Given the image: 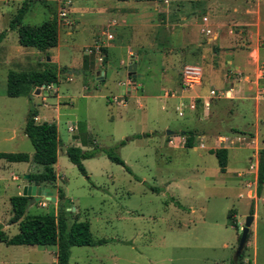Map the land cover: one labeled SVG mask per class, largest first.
Returning a JSON list of instances; mask_svg holds the SVG:
<instances>
[{"label": "rangeland", "instance_id": "rangeland-1", "mask_svg": "<svg viewBox=\"0 0 264 264\" xmlns=\"http://www.w3.org/2000/svg\"><path fill=\"white\" fill-rule=\"evenodd\" d=\"M46 4L41 0L0 2V32L10 29V21L22 6L25 7L22 24H39L46 19L49 8L55 14L54 3ZM10 30L15 39V31ZM70 37L67 43L73 46L85 41L74 33ZM246 37L244 33L247 42ZM257 45L261 47L262 42L257 41ZM69 50L78 52L75 47ZM70 51L61 59L62 64L68 61ZM152 51L137 66L138 70H144L147 64L153 71L157 70L158 62ZM177 72L179 78V70ZM115 78L102 83L92 75H84L87 87L84 91L66 90L64 82L52 86L63 96L57 110L56 132L60 146L53 170L57 175L55 188L63 191L65 205L69 206L64 213L66 222L85 220L92 238L105 240L99 245L71 246L68 264H231V261L236 262L233 254L237 236L250 206L257 220L255 248L253 251L250 232L253 227L250 226L240 259L242 264H264V199L260 198L264 197V181L259 198L248 199L256 198L254 162L256 164L258 152L264 148V99L260 101L257 118L252 105L235 110L233 104H227L225 112L212 115L210 110L204 115L206 122L202 118L197 121L190 116L187 102L176 109L177 101L163 98L161 94L151 96L152 93L144 89L142 93L138 90L125 108L106 103L104 95L114 93ZM5 88L6 72L0 66V152H21L30 156L32 146L22 133L26 111L34 104L38 119L49 120L55 115L53 93L42 90L40 95L32 96L29 91L28 96L32 97L28 101L24 96L7 97ZM217 94L215 89V98ZM41 96L45 97L43 103L51 105L47 109L41 105ZM201 105L199 99H195L194 111H199ZM195 114L198 119L199 114ZM77 122L91 135L88 139L91 146H115V152L129 171L99 153L82 160L86 174H80L64 154L65 147L73 144L66 125ZM234 127L246 131L237 136L232 134ZM166 130L171 134L165 135ZM254 130L256 137L252 136ZM186 131L190 134H185ZM11 132L13 138L5 139ZM135 134L139 136L130 138ZM218 135L227 138H218ZM187 136L192 142L189 148L184 147ZM126 138L129 139L123 145H118ZM167 140L173 147L166 145ZM223 145L228 148L222 173L209 150ZM30 164L41 169L30 161L27 164L0 159V165L4 166H0V225L8 236L17 232L16 223L8 224L11 215L8 198L20 194V184L27 181L23 176L33 169ZM50 192L56 197L57 190ZM54 203L42 197L36 202L28 201L26 213L56 215ZM228 210L237 223L236 228L226 222ZM55 251L53 245L0 242V264H54Z\"/></svg>", "mask_w": 264, "mask_h": 264}, {"label": "crops", "instance_id": "crops-1", "mask_svg": "<svg viewBox=\"0 0 264 264\" xmlns=\"http://www.w3.org/2000/svg\"><path fill=\"white\" fill-rule=\"evenodd\" d=\"M68 1L67 22L61 23L56 19V45L48 48L46 54L31 47L20 46L17 42L15 29H13L16 34L15 39H12L11 30L7 28L0 39V66L4 68L6 74L10 70L21 72L41 69L44 62H50L57 68L55 83L49 84L48 87L31 86L32 96L40 95L42 90H51L54 99L52 107L55 115L49 117L48 121L39 120V113L34 104H31L36 110L34 117L36 123L46 121L57 125L59 116L57 110L63 96L57 94V89L52 87L53 84L64 82L66 90L79 88L84 91L87 89L83 80L85 73L88 76L92 75L97 82L102 83L116 76L114 93L104 95L108 104L116 103L125 108L129 100L136 97L138 90L142 93L144 89L150 91L151 96L158 97L161 94L160 96L163 98L177 101L178 104L175 108L187 102L188 109H186L190 116L197 121L201 118L202 121H205L204 115L210 110L212 115L225 112L224 106L227 104H233L235 110L252 105L254 117H258L260 101L264 99V0ZM47 2L54 3L55 12H57L59 3ZM201 15L207 16L208 25L212 30L210 36L199 31ZM49 18H51L50 13L46 16V19ZM112 19L116 21V24L110 29L112 39L106 42L103 63L98 64L91 56L85 55L82 48L90 44L106 22ZM73 33L82 36L85 41L78 42L74 44L75 46L68 44L67 39L71 38ZM244 33L247 34V42L244 41ZM249 38H251L250 41ZM257 41L262 42L261 47H258ZM240 45L246 47L243 48ZM69 47L78 48V52L70 51ZM67 51H70L71 55L68 61L62 64L61 59L67 54ZM150 51L153 52V57L158 62L157 70L153 71L148 64L144 70H138L137 66L142 64L143 59ZM254 52L255 55H253ZM46 57H48V61H46ZM39 63L41 65H38ZM132 63H135L134 77L127 76V66ZM187 63H196L201 67V82L193 89H182L180 76L178 78L177 75L178 70L180 73L181 66ZM60 68H65V70H59ZM120 69L121 74L119 73ZM210 89L218 91L217 98L213 97L212 99L209 96ZM168 92H170L169 95H167ZM19 96L26 97L28 101L32 97L26 94ZM195 99H199L202 103L199 111L198 109L194 111ZM44 100L45 97L41 96V105L47 109L51 105L43 103ZM221 101L224 104H220ZM137 105L141 107L139 102ZM195 113L199 114L198 119L194 117ZM254 128H257L255 123ZM234 129L235 133L232 134L237 136L246 131L235 127ZM7 131L8 129H6ZM66 131L71 133V140H73V144L67 146H77L82 150L92 147L88 144L91 135L86 132L83 124L78 125V122L68 124ZM23 136H25L24 133ZM252 136L256 137V131ZM219 137L227 138L225 135H218ZM12 138L13 132L5 137V139ZM58 140L60 141V139ZM165 143L173 147L171 141L167 140ZM222 148H225L227 153L228 146L223 145ZM28 162L24 163L28 164ZM56 162L57 155L53 168ZM30 165L33 172L40 170L32 164ZM254 165L256 166L255 162ZM250 166L253 168V164ZM54 173L56 181L57 175L55 171ZM14 177L13 175L12 178ZM26 183L31 182H23L19 188L21 189ZM54 189L56 190V188ZM54 198L56 203L57 197ZM258 198V196L256 198L248 197L252 200ZM260 198L264 199V197ZM256 200L253 208H255ZM256 221L254 211L250 224L253 230H250L249 226L253 251L257 237Z\"/></svg>", "mask_w": 264, "mask_h": 264}, {"label": "trees", "instance_id": "trees-1", "mask_svg": "<svg viewBox=\"0 0 264 264\" xmlns=\"http://www.w3.org/2000/svg\"><path fill=\"white\" fill-rule=\"evenodd\" d=\"M46 4V0H41ZM124 1V0H117ZM149 1V0H144ZM48 5V4H46ZM24 6L19 8L15 17L10 21L8 28L15 29L17 34V42L22 47H31L46 54V50L56 45L57 41V21L55 14L49 8L51 18L45 19L36 25L22 24V16ZM4 32H0V39ZM59 70L64 71L65 68ZM57 68L50 62H44L41 69L28 71H8L6 74L5 95L8 97H16L19 95H28L31 86L49 85L56 82ZM85 75H87L85 73ZM36 110L29 106L24 120L23 133L28 138L32 146V154L28 157L25 153H6L0 152V159L8 162H25L30 161L35 165L41 166L39 171L28 173L27 181L35 185H44L49 191L55 188V173L53 163L56 160L58 138L56 126L53 122L42 121L36 123L34 117ZM185 134H190L186 131ZM138 134L132 135L130 138L138 137ZM147 136V133L144 134ZM129 138L120 140L118 145H123ZM184 147H192L191 137L187 136L184 141ZM115 146L97 147L93 145L91 148L82 150L77 146L65 147L64 154L80 174L85 175V169L82 160L93 158L99 153L104 154L111 162L121 165L126 171H129L124 161L115 152ZM216 159L219 172L225 171L226 166V149L219 147L210 150ZM264 180V148L258 152L255 176V196H259L261 185ZM56 215L53 214H28L26 207L30 197L12 195L8 198L10 204L11 215L8 224L16 223L17 232L8 236L0 225V242L5 245H55V262L54 264H68L69 249L71 246H93L105 242L104 239H93L89 230L87 221L73 220L69 224L66 222L64 215L65 198L63 191L57 188ZM228 210L226 214V222L233 228L237 227L236 221L230 216ZM249 214H252V208H249ZM249 232V231H248ZM239 235L237 236L238 240ZM248 237V233L246 239ZM241 254L236 262L231 264H242Z\"/></svg>", "mask_w": 264, "mask_h": 264}, {"label": "built area", "instance_id": "built-area-1", "mask_svg": "<svg viewBox=\"0 0 264 264\" xmlns=\"http://www.w3.org/2000/svg\"><path fill=\"white\" fill-rule=\"evenodd\" d=\"M46 1H54L59 3L58 10L56 12V19L61 23L67 22V5L69 4L68 0H46ZM0 2L4 3L7 0H0ZM116 24L114 19L109 20L106 24L101 28L98 35L95 39L88 45H85L82 50L85 55L91 56L95 62L98 64L103 63L105 52L104 48L106 42L112 39V33L110 29ZM199 31L206 35H212V30L208 25V19L206 15L200 16V24H199ZM202 72L201 67L196 63H187L183 64L180 69V86L182 89H193L194 87L198 86L201 82ZM42 87H48V85H41ZM210 97H214L215 90L210 89L208 91ZM207 104V103H206ZM192 107V105H190ZM178 109V108H176ZM177 114L180 116L181 111L178 110ZM70 129V128H69ZM252 168V166H250Z\"/></svg>", "mask_w": 264, "mask_h": 264}, {"label": "water", "instance_id": "water-1", "mask_svg": "<svg viewBox=\"0 0 264 264\" xmlns=\"http://www.w3.org/2000/svg\"><path fill=\"white\" fill-rule=\"evenodd\" d=\"M46 61H48V57H46ZM134 72H135V63H132L129 66H127V76L134 77L135 76ZM37 91L38 90L36 89V93ZM165 134H171V131L166 130ZM23 178L27 179L28 174H25ZM20 195L30 197V199L28 200L30 202L33 201L36 202L40 199V197L44 199H49L52 202L55 201V198L51 195V192L49 191L48 187L43 185H35L32 183H26L25 185H23L21 188ZM252 219H253V215L248 214L245 217L242 226L240 227L239 237L233 254L234 260H237L241 254V250L243 248L244 243L246 242V236L249 230V226L252 222Z\"/></svg>", "mask_w": 264, "mask_h": 264}]
</instances>
